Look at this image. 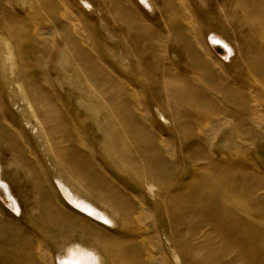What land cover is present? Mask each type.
<instances>
[{
	"label": "rangeland",
	"instance_id": "obj_1",
	"mask_svg": "<svg viewBox=\"0 0 264 264\" xmlns=\"http://www.w3.org/2000/svg\"><path fill=\"white\" fill-rule=\"evenodd\" d=\"M7 3L16 15L44 20L47 34L53 19L74 23L79 39L121 82L89 80L67 41L46 62V82L94 144L91 178L104 182L77 187L30 143L37 129L20 107L22 93L13 90L11 82L19 80L1 64L8 54L0 55V116L31 164L43 163L44 186L62 216L54 220L36 207V193L34 199L0 139V182L7 188L0 191V224L8 226L10 242H0V264H264V32L255 33L252 0ZM3 24L0 17V32ZM14 30L23 45L29 28ZM186 41L194 42V57ZM122 83L138 101L115 95ZM80 91L114 111V133ZM136 121L159 139L165 166L134 134ZM212 121L222 126L212 128ZM119 147L128 151L126 166ZM98 185L134 206L120 212L98 205L96 196L108 195Z\"/></svg>",
	"mask_w": 264,
	"mask_h": 264
},
{
	"label": "bare ground",
	"instance_id": "obj_2",
	"mask_svg": "<svg viewBox=\"0 0 264 264\" xmlns=\"http://www.w3.org/2000/svg\"><path fill=\"white\" fill-rule=\"evenodd\" d=\"M11 8L10 4H6V0H0V17L4 22L0 32V55L8 54V59H2L1 64L5 67H11L15 77L19 80V82H11L13 90L19 95L22 93L20 107L25 108L28 111L30 118L34 122V127L37 129V134L33 135L30 143L33 144L35 149L40 151V155L43 160L46 161L44 163H48L51 167L57 169L60 168L62 174L67 178L65 180L70 181L77 187L86 186L89 188L91 184L104 183L98 178V176H92L91 178V175H93L92 173L95 172L97 175L96 171H90L91 168H94V166L96 167V164L93 161L92 153V147L94 144L87 140L82 128L64 112L61 106L60 93L52 88L50 82H46L44 67L48 58L52 56L53 52H55L54 49L61 43H65L67 41L68 50L74 54L77 67L91 72L88 75L89 80L97 82H121V80H119L118 73H116L115 70V72H112L110 75L107 74L102 66L104 63L100 60L101 58L99 57L100 59H97L93 52L87 49L88 47L86 44L79 39L80 33L78 28H76L74 23H71V21L68 20L66 23L62 24L60 20L53 19L51 22L52 31L47 34L45 33L47 24L44 23V20L41 22L40 19L32 20L29 19L28 16H22L21 14L16 15V13L13 12L14 9ZM116 9L118 13H125L127 18L133 22L136 28L140 31L144 30L140 28V24L134 22L129 17L122 6L116 5ZM252 13L258 28L255 33L261 34L264 32V23L261 21V14H264L263 0H252ZM12 24L29 28L27 40L23 45H20L18 36L14 30L16 26H12ZM66 32L69 37H66L65 39L64 34ZM50 34L52 35V38H54L52 41H50L49 38L45 39V36H50ZM184 44L189 56L194 57L197 51L194 42L186 41ZM25 70H28V75H26ZM103 70L105 72H103ZM97 73L101 74V79H97L95 77ZM119 85V89H121L122 92L119 90L115 91L116 96H126L132 102L139 100L137 95L131 93L130 89H128L127 83ZM191 94L188 95L189 98L192 97ZM78 96L82 99L88 100V102H91V105H93L97 112L104 118L105 124L111 132L114 133V125L110 119V116H112L111 114L114 111L112 109L104 108L101 102L93 96L86 97L83 91H80ZM110 97L113 98V95ZM205 103L206 102L201 103V108L204 107ZM136 123L139 127L134 134L137 135V138H139L142 143L150 144L153 153L155 152L154 154L157 158V163H159L162 167L165 166L163 159L164 154L160 149L159 139L157 140L153 134L144 131L143 122L136 121ZM210 124L212 128L222 126L221 122L218 121H212ZM203 130H205V128ZM0 134V139L3 140L4 144L7 146V154L9 155L11 165L13 164L15 168L19 169L22 172L23 177L30 183L34 191V199L35 193L38 197L36 207L46 210L52 219L61 220L62 216L58 211H56L57 209H54L55 205L53 206L48 190L44 186L47 185V181L43 178V175H45L43 173L45 172L43 171V163L41 162V166L39 168H36L33 164H31L30 157L32 158V156L28 155L29 153L19 141L17 133L11 129L9 124L6 123L1 116ZM165 146L166 145H164L163 148H165ZM118 151L121 155L120 164L125 163L126 166V163L129 161L127 149L125 148L124 150L119 147ZM152 174V172L149 173V175ZM56 176L61 178V175H59L58 172H56ZM97 187L104 190V192L108 194L106 196H96L95 200L98 205L102 207L105 206L106 208L109 204L107 208H114L120 212L134 206L133 203H128L126 198L116 194L115 192L102 188L99 185ZM0 191L7 194V188L1 182ZM14 208L16 209L17 207ZM7 232L8 226L0 224V242L4 241L3 244L5 245L10 243L8 242L9 240L6 239Z\"/></svg>",
	"mask_w": 264,
	"mask_h": 264
}]
</instances>
